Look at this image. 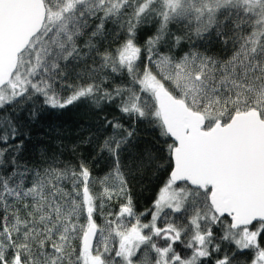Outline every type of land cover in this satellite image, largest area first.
<instances>
[{
	"label": "snow or ice",
	"instance_id": "obj_1",
	"mask_svg": "<svg viewBox=\"0 0 264 264\" xmlns=\"http://www.w3.org/2000/svg\"><path fill=\"white\" fill-rule=\"evenodd\" d=\"M0 264H264V0H0Z\"/></svg>",
	"mask_w": 264,
	"mask_h": 264
},
{
	"label": "trees",
	"instance_id": "obj_2",
	"mask_svg": "<svg viewBox=\"0 0 264 264\" xmlns=\"http://www.w3.org/2000/svg\"><path fill=\"white\" fill-rule=\"evenodd\" d=\"M57 117H59L57 119ZM83 119V112L82 110L77 109H69L65 110L63 113L57 112L55 115L51 117V119L45 121L42 125L43 131H48V125H54L58 128V130L69 137H74L76 135V131L79 127V122ZM33 134H39L37 135V139L40 138V135H42L40 128H33L32 129ZM144 183L147 185L148 181L147 178L145 179ZM149 187H151L149 185ZM148 193L145 192L144 196H147ZM144 196H141L140 198V206L143 207L145 205V199Z\"/></svg>",
	"mask_w": 264,
	"mask_h": 264
}]
</instances>
